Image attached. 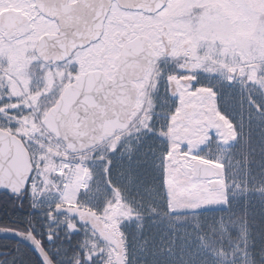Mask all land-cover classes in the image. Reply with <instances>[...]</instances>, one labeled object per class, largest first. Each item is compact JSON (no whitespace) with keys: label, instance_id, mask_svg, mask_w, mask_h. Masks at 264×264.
Here are the masks:
<instances>
[{"label":"snow or ice","instance_id":"snow-or-ice-1","mask_svg":"<svg viewBox=\"0 0 264 264\" xmlns=\"http://www.w3.org/2000/svg\"><path fill=\"white\" fill-rule=\"evenodd\" d=\"M13 9L0 18V264H264L250 219L264 168L246 147L264 125V55L222 35L216 0H0ZM116 89L121 111L90 125L77 103Z\"/></svg>","mask_w":264,"mask_h":264},{"label":"rangeland","instance_id":"rangeland-1","mask_svg":"<svg viewBox=\"0 0 264 264\" xmlns=\"http://www.w3.org/2000/svg\"><path fill=\"white\" fill-rule=\"evenodd\" d=\"M254 2L259 3V0H250L248 8L244 7V0L226 4V11L229 14L224 16L226 30L222 35L250 55H264V19H245L246 12L256 4ZM3 11L0 10V14ZM14 11L17 14H22L20 11ZM229 15L230 18H227ZM204 35L211 36L213 33L206 32Z\"/></svg>","mask_w":264,"mask_h":264},{"label":"water","instance_id":"water-1","mask_svg":"<svg viewBox=\"0 0 264 264\" xmlns=\"http://www.w3.org/2000/svg\"><path fill=\"white\" fill-rule=\"evenodd\" d=\"M80 0L77 2L79 4ZM85 20L79 27L83 30L86 29L92 23L91 9L85 7L83 9ZM75 27H66L64 29V35L61 37L66 41L73 39ZM129 73L128 78L124 81L125 93L128 96L134 95L135 84L133 80L136 76L135 66L127 69ZM119 89H116L113 93H106L104 91H98L93 93V98L85 100L82 103H77L76 107L81 111V115L89 121L90 125H99L108 116L114 113H119L123 107L117 93Z\"/></svg>","mask_w":264,"mask_h":264},{"label":"trees","instance_id":"trees-1","mask_svg":"<svg viewBox=\"0 0 264 264\" xmlns=\"http://www.w3.org/2000/svg\"><path fill=\"white\" fill-rule=\"evenodd\" d=\"M250 155V163L254 172L264 168V125L259 121L253 122L250 129L249 143L246 146ZM250 219L255 229H264V202L255 194L251 197Z\"/></svg>","mask_w":264,"mask_h":264},{"label":"flooded vegetation","instance_id":"flooded-vegetation-1","mask_svg":"<svg viewBox=\"0 0 264 264\" xmlns=\"http://www.w3.org/2000/svg\"><path fill=\"white\" fill-rule=\"evenodd\" d=\"M79 0H72V3L75 5L77 4ZM231 3V0H216V11L219 12L223 17L227 14L226 11V4ZM256 3V2H254ZM258 3H256L254 6H251L252 9L250 11L246 12L245 19H264V10L260 9L258 6ZM250 6V0H244V7L248 8ZM22 14L15 13L14 10L10 11H3L0 14V18H20ZM230 18V15L227 16V18Z\"/></svg>","mask_w":264,"mask_h":264}]
</instances>
